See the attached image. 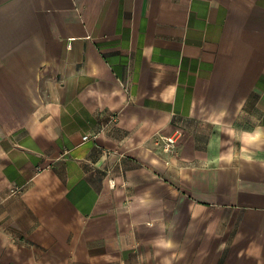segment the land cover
<instances>
[{
  "label": "crops",
  "instance_id": "0c3cea01",
  "mask_svg": "<svg viewBox=\"0 0 264 264\" xmlns=\"http://www.w3.org/2000/svg\"><path fill=\"white\" fill-rule=\"evenodd\" d=\"M0 264H264V0H0Z\"/></svg>",
  "mask_w": 264,
  "mask_h": 264
},
{
  "label": "built area",
  "instance_id": "2783aa9c",
  "mask_svg": "<svg viewBox=\"0 0 264 264\" xmlns=\"http://www.w3.org/2000/svg\"><path fill=\"white\" fill-rule=\"evenodd\" d=\"M180 136H181V132L179 130H176L171 136L169 137L160 136L158 140L162 143L163 149L166 153L175 155L176 143L180 138ZM86 138L87 137H85L84 139ZM12 191L15 192L16 190L12 189Z\"/></svg>",
  "mask_w": 264,
  "mask_h": 264
}]
</instances>
